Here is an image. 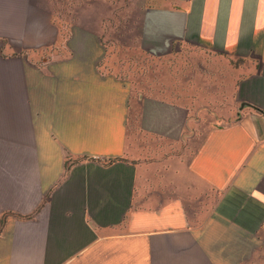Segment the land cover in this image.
<instances>
[{
  "label": "crops",
  "instance_id": "crops-1",
  "mask_svg": "<svg viewBox=\"0 0 264 264\" xmlns=\"http://www.w3.org/2000/svg\"><path fill=\"white\" fill-rule=\"evenodd\" d=\"M110 12L0 0V264H264V0L141 2L139 53L232 61L213 121L194 71L150 96L106 71Z\"/></svg>",
  "mask_w": 264,
  "mask_h": 264
},
{
  "label": "rangeland",
  "instance_id": "rangeland-1",
  "mask_svg": "<svg viewBox=\"0 0 264 264\" xmlns=\"http://www.w3.org/2000/svg\"><path fill=\"white\" fill-rule=\"evenodd\" d=\"M141 2L142 0H109L111 12L107 13L102 32L107 53L102 66L106 67V71L128 79L132 83L133 96L136 93L155 95L164 89L170 92L178 90L185 84L184 77L194 71V84L201 89L196 97L201 100L202 105L208 104V120L213 121L227 113V107L223 106H227L229 102L223 98L229 97L230 93L227 88L231 85L232 61L226 57L209 55L195 47L184 48L181 53L160 60L139 53L134 48V35L138 30ZM48 49L55 51V45ZM218 106L222 107L218 109ZM134 111L135 109L131 112L132 122L129 126L133 136L136 132ZM148 144V150L143 154L142 151L135 152L139 142H133V157L139 158L138 160L143 157L151 159L153 150L151 143Z\"/></svg>",
  "mask_w": 264,
  "mask_h": 264
}]
</instances>
